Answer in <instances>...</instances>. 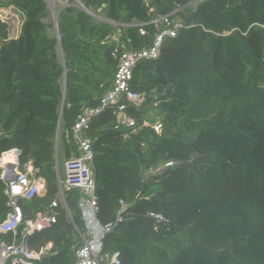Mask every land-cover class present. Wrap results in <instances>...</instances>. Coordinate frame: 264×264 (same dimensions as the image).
Returning a JSON list of instances; mask_svg holds the SVG:
<instances>
[{
    "label": "trees",
    "instance_id": "16d2710c",
    "mask_svg": "<svg viewBox=\"0 0 264 264\" xmlns=\"http://www.w3.org/2000/svg\"><path fill=\"white\" fill-rule=\"evenodd\" d=\"M0 6L23 16L17 36L0 20V156L19 148L20 168L31 162L46 183L45 196L20 200L24 221L59 213L29 237L34 249L53 242L45 264H74L86 229L77 187L52 207L66 160L79 154L72 136L58 145L59 132L113 86L117 43L151 45L165 15L185 26L135 69L132 89L146 98L127 106L135 128L109 109L87 131L99 221L129 204L102 254L119 251L121 264H264V0H68L56 15L60 38L48 0ZM5 189L0 174V223L12 210ZM24 226L0 242L19 240Z\"/></svg>",
    "mask_w": 264,
    "mask_h": 264
},
{
    "label": "built area",
    "instance_id": "2783aa9c",
    "mask_svg": "<svg viewBox=\"0 0 264 264\" xmlns=\"http://www.w3.org/2000/svg\"><path fill=\"white\" fill-rule=\"evenodd\" d=\"M158 32L151 45L142 48H124V44L118 42L113 56L117 59V70L113 86L104 94L98 107L88 108L79 116L72 131H63L66 138L73 137L78 145L79 154L65 162L64 178L58 198L52 202V207H57L59 199L65 197V190L77 187L80 190L79 207L83 213L86 223L85 232L82 234L84 244L77 252V260L74 264H121L119 251L113 255H103L104 239L112 232L118 221L122 220L124 211L129 204L121 201L122 209L118 212L115 221L102 223L98 219L99 202L97 194V181L93 169L94 152L92 140L87 136L92 121L112 109L116 113L119 122L128 127L136 126V120L128 115L127 106L130 102L137 106L145 102V94L132 89V80L137 65L145 59H155L161 55L162 46L166 37L178 36L180 30L185 26L184 20L180 17L165 15L156 20ZM142 33L145 30L142 29ZM118 40L117 36L114 37ZM146 125H151L145 122ZM157 132H161L162 124L157 122L151 125ZM11 152L15 155V161L1 172V178L6 183L5 193L9 196L8 204L11 212L7 218L0 223V232H12L15 236L19 233L22 223H25L19 240L12 242H0V264H45V258L53 248V242H48L40 249H34L29 244V237L36 231L43 230L56 223L59 213L52 210L50 213H37L36 218L24 221V212L20 203L21 199H31L35 196H45L47 192L46 183L38 178L34 171L20 168V149L14 148ZM9 151L0 156L6 159ZM173 162H166V166ZM29 165V164H28ZM28 167V166H27ZM149 215L161 220L165 217L162 213L149 212Z\"/></svg>",
    "mask_w": 264,
    "mask_h": 264
},
{
    "label": "rangeland",
    "instance_id": "374dc122",
    "mask_svg": "<svg viewBox=\"0 0 264 264\" xmlns=\"http://www.w3.org/2000/svg\"><path fill=\"white\" fill-rule=\"evenodd\" d=\"M50 3V7L52 9V17L55 20L58 9L62 6H65L68 0H48ZM101 17H104V12L101 14ZM0 20L6 22L9 25V34L10 36H17L20 33L21 25L23 22V16L21 12H19L14 7H2L0 6ZM51 34L57 33L56 25L54 21V27L51 28ZM150 116H155V112L151 111ZM151 123L150 121H147ZM159 122V120H157ZM155 122V123H157ZM61 132V131H60ZM58 135V145L61 146L63 143L62 132ZM164 167L159 165L158 167L150 166L149 168L145 169L144 176H150L156 172H160Z\"/></svg>",
    "mask_w": 264,
    "mask_h": 264
},
{
    "label": "crops",
    "instance_id": "0c3cea01",
    "mask_svg": "<svg viewBox=\"0 0 264 264\" xmlns=\"http://www.w3.org/2000/svg\"><path fill=\"white\" fill-rule=\"evenodd\" d=\"M61 132H62V137L64 138V133H63V131H61ZM61 132H60V133H61ZM63 138H62V139H63ZM62 144H63V143H62ZM61 146H62V145H61ZM13 149H14V148H13ZM13 149L7 150V151L10 152L7 156L12 155L13 157H15V155L13 154V152H11ZM7 156H6L7 159H1V157H0V166H4V167H5V170L8 169V168L11 166V164H12L13 161H15V160H13V161L10 160ZM4 160H5V161H4ZM27 169L30 170V171L32 170V171L35 172L34 166H33V164H32L31 162L29 163ZM2 170H3V168L0 167V174H1Z\"/></svg>",
    "mask_w": 264,
    "mask_h": 264
},
{
    "label": "water",
    "instance_id": "95a60500",
    "mask_svg": "<svg viewBox=\"0 0 264 264\" xmlns=\"http://www.w3.org/2000/svg\"><path fill=\"white\" fill-rule=\"evenodd\" d=\"M55 25H56V30H57V36H58V38H60V30H59V26H58V21H57V19L55 18Z\"/></svg>",
    "mask_w": 264,
    "mask_h": 264
},
{
    "label": "bare ground",
    "instance_id": "6f19581e",
    "mask_svg": "<svg viewBox=\"0 0 264 264\" xmlns=\"http://www.w3.org/2000/svg\"><path fill=\"white\" fill-rule=\"evenodd\" d=\"M10 160H15V157H13L12 155H9V156H7ZM7 159V158H6ZM5 161V160H4Z\"/></svg>",
    "mask_w": 264,
    "mask_h": 264
}]
</instances>
